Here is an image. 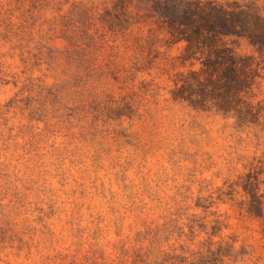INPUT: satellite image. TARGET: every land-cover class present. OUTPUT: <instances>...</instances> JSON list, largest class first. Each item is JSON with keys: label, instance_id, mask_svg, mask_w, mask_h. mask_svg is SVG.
Wrapping results in <instances>:
<instances>
[{"label": "rangeland", "instance_id": "obj_1", "mask_svg": "<svg viewBox=\"0 0 264 264\" xmlns=\"http://www.w3.org/2000/svg\"><path fill=\"white\" fill-rule=\"evenodd\" d=\"M137 2L0 0V264H154L181 246L264 264V213L237 185L256 174L264 200V130L172 100L183 44L134 25ZM238 51L264 107V53Z\"/></svg>", "mask_w": 264, "mask_h": 264}, {"label": "trees", "instance_id": "obj_2", "mask_svg": "<svg viewBox=\"0 0 264 264\" xmlns=\"http://www.w3.org/2000/svg\"><path fill=\"white\" fill-rule=\"evenodd\" d=\"M136 7L134 25L140 28L155 24L170 44H183L179 59L190 68L175 80L170 92L174 102L231 119L241 130H264V107L251 100L260 77L257 62L254 56L238 51L239 43L245 40L264 53V12L260 6L255 2L218 0H138ZM137 35L138 40L152 39L140 30ZM237 185L244 197L240 205L252 215H262L264 200L257 175L241 176ZM148 235L145 233L144 238ZM227 246L233 253L231 260L236 262L234 244ZM215 255V264H223L221 254ZM134 258L131 264L138 260V252ZM203 258L199 251L172 247L162 252L154 264H199Z\"/></svg>", "mask_w": 264, "mask_h": 264}]
</instances>
